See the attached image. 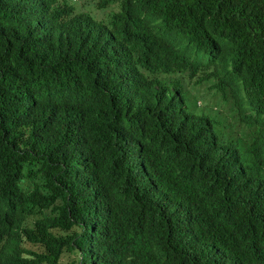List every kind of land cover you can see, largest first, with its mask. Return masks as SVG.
Returning a JSON list of instances; mask_svg holds the SVG:
<instances>
[{"label": "trees", "instance_id": "1", "mask_svg": "<svg viewBox=\"0 0 264 264\" xmlns=\"http://www.w3.org/2000/svg\"><path fill=\"white\" fill-rule=\"evenodd\" d=\"M153 1L264 102V0H0V264H264V108L192 111Z\"/></svg>", "mask_w": 264, "mask_h": 264}, {"label": "clouds", "instance_id": "2", "mask_svg": "<svg viewBox=\"0 0 264 264\" xmlns=\"http://www.w3.org/2000/svg\"><path fill=\"white\" fill-rule=\"evenodd\" d=\"M113 6L107 7L106 13L111 16H118L119 4H112ZM83 5L81 6L82 9ZM110 8V9H109ZM82 12H88L86 9ZM134 18V17H133ZM125 26L130 23L125 17ZM135 19V18H134ZM141 29L152 49L148 55V66L151 70V64L161 62L165 57H176L177 60H184V53H187V65L190 70L181 71L174 74V80L181 79L184 91L189 96V105L191 110L205 109L213 107L215 110L226 107L228 109L235 108L234 103L248 104L252 106L258 105L264 108L263 99L260 97L261 92L253 90L251 92L244 87L236 88L225 84L223 78H204L203 76L195 73V66L200 65L205 59L204 45L199 41H187L177 36L171 29L168 21L158 17L155 12L154 1L149 4V7L138 18ZM96 36V34H94ZM4 37V36H3ZM138 37L137 33L131 34L130 42H136ZM7 39L8 37H4ZM174 60V59H173ZM117 61V62H116ZM106 71L114 76V73L121 70L122 64L118 60L106 62Z\"/></svg>", "mask_w": 264, "mask_h": 264}, {"label": "rangeland", "instance_id": "3", "mask_svg": "<svg viewBox=\"0 0 264 264\" xmlns=\"http://www.w3.org/2000/svg\"><path fill=\"white\" fill-rule=\"evenodd\" d=\"M85 6H86V5H83L82 9L89 10V9H88V6H86V8H85Z\"/></svg>", "mask_w": 264, "mask_h": 264}]
</instances>
